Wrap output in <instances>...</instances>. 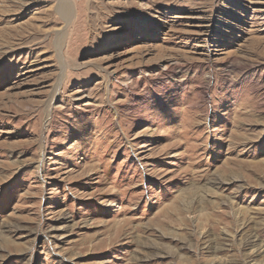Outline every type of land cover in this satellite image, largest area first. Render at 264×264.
<instances>
[{
  "label": "rangeland",
  "instance_id": "obj_1",
  "mask_svg": "<svg viewBox=\"0 0 264 264\" xmlns=\"http://www.w3.org/2000/svg\"><path fill=\"white\" fill-rule=\"evenodd\" d=\"M0 264H264V0H0Z\"/></svg>",
  "mask_w": 264,
  "mask_h": 264
}]
</instances>
